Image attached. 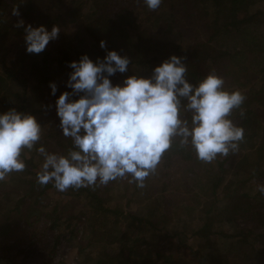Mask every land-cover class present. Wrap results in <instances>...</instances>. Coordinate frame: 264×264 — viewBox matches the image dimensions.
<instances>
[{
	"label": "trees",
	"instance_id": "trees-1",
	"mask_svg": "<svg viewBox=\"0 0 264 264\" xmlns=\"http://www.w3.org/2000/svg\"><path fill=\"white\" fill-rule=\"evenodd\" d=\"M211 1L163 0L152 11L142 0H0V112L15 107L33 114L42 126L36 146L42 145L46 151L64 154L72 147L71 139L64 137L58 127L54 101L61 91L69 90L64 84L70 71L67 63L84 53L95 59L114 49L131 60L129 71L123 75L137 71L136 75L143 76L150 75L152 67L170 54H176L185 57L190 82L195 84L214 71L224 78L225 88L238 89L245 96L241 105L243 118L239 109L231 116L244 129V140L235 154L218 157L217 168L207 170L198 165L202 161L189 147H180L174 140L143 188L122 179L106 186L59 192L50 183H36L42 157L36 146L24 150L21 158L25 169L18 176L0 181V249L5 252L0 257L18 247L20 237L40 238L46 232L56 240H73L76 229L84 232L87 239L76 248L78 256L70 264H188L174 251L169 255L163 252L165 243L171 244L172 238L179 247H188L184 239H179L180 234L186 241L208 244L214 237L221 246L209 251L210 260L195 250L194 263H264V195L235 189L227 195L220 192L211 197L209 208L197 210L203 211L204 219L193 220L190 212H196V206H183L181 198L177 202L170 200L167 193L179 182L174 171L181 166L190 176L199 178L205 173L204 183L212 193L213 188L222 186L227 169H231L233 178L228 182L233 187L245 185L252 177H264L259 165V160L264 159V8L239 18L237 6H232L235 0H227L231 12H227V4L219 5L213 13L214 24L210 25L204 11L210 8ZM13 7H18L19 17L11 14ZM191 7L203 11L210 28L209 37L194 52L181 49L179 42L167 38L184 26L180 25L183 21L179 16L188 17L186 8ZM20 18L34 27L43 24L48 30L55 24L61 31L43 52L29 54L25 51L23 28L15 27ZM160 32L165 40L157 37ZM101 39L106 41V49L99 48ZM229 41L236 43L225 48ZM111 79L118 83L121 74ZM50 81L57 84L56 96L49 94ZM46 105L52 107L45 108ZM44 194L50 197H43ZM218 200L224 203L221 210L215 205ZM230 208L234 215L226 219L222 228L214 214ZM170 220L176 226L167 229L165 225ZM247 248L252 249L247 262L235 259L247 256ZM233 251L237 254L232 257ZM225 258L232 260L223 263Z\"/></svg>",
	"mask_w": 264,
	"mask_h": 264
},
{
	"label": "clouds",
	"instance_id": "clouds-1",
	"mask_svg": "<svg viewBox=\"0 0 264 264\" xmlns=\"http://www.w3.org/2000/svg\"><path fill=\"white\" fill-rule=\"evenodd\" d=\"M142 2L154 11L163 0ZM11 14L19 17L18 7ZM15 27L23 28L29 54L43 52L61 31L55 24L48 30L22 18ZM99 48L106 49L105 40L99 41ZM184 61L185 57L170 54L148 76L123 75L131 60L114 49L95 59L84 53L69 61L64 82L69 90L56 96L57 84L50 81L48 87L49 94L56 96L58 127L71 139L72 147L61 154L36 146L42 136L41 123L33 114L10 107L0 112V181L25 169L21 153L34 146L42 157L36 183H50L59 192L122 179L143 188L174 140L204 163L235 154L244 129L231 116L239 109L243 118L245 96L238 89L225 88L224 78L214 71L195 84L190 82ZM117 73L121 79L113 83L111 77ZM256 191L264 195V183H257Z\"/></svg>",
	"mask_w": 264,
	"mask_h": 264
},
{
	"label": "rangeland",
	"instance_id": "rangeland-1",
	"mask_svg": "<svg viewBox=\"0 0 264 264\" xmlns=\"http://www.w3.org/2000/svg\"><path fill=\"white\" fill-rule=\"evenodd\" d=\"M239 1V3H238ZM251 1V2H250ZM227 0H212L210 3V8L204 11L205 16L208 19V23L211 25L213 23V13L217 9H219V5H226ZM228 5V4H227ZM233 7L237 6L236 16L241 18L243 15L247 14L248 12H257L259 9L263 10L264 8V0H235V2L232 5ZM230 8V10H229ZM231 12V4L229 2L227 12ZM186 12L188 14V17H184L183 14L179 16V20L183 21V24H180L183 26L180 30H177L180 34V36L172 32L168 35V39L170 41H175L180 43V47L183 50L188 51H196L201 48L200 43H204L207 38L210 35V28H208L207 19L205 18L203 11L195 8H186ZM185 13V12H184ZM258 18L260 17V14H257ZM262 18L264 19V13H261ZM261 18V19H262ZM214 24V23H213ZM212 24V25H213ZM65 33V31H64ZM158 38L165 40L166 37L162 36V33L160 32L157 36ZM236 43L235 41H229L227 44H225V48H229ZM234 49V48H230ZM133 74H138L136 71ZM221 158V157H220ZM218 159V158H217ZM217 159L214 160L211 163H204V162H197L198 165H203L207 170L212 169L215 170L217 168ZM259 165L261 166V169H264V159L261 158L259 160ZM27 166H31L30 163L27 164ZM177 168V167H176ZM229 171L228 174H226L222 186H218L217 188H213L212 190L214 193L211 192V188L208 189L206 187L204 180H205V173L202 174L199 178L195 175H187L185 172L184 167H178L175 171V175H179L178 179L179 182L171 187L169 193L170 200H176L179 201L178 198H181L182 205L184 206L187 203L193 204L196 206V212H190V216L195 218L204 219L201 214L204 211V209H207L210 207L211 204V197L213 195H219L220 192H222L223 195H227L232 192V190L237 191H250L251 194H254L256 192V184L257 183H264V177L263 178H250L247 183L244 185L242 183L237 184L236 187H233V185L229 184V180H231L233 177L230 176L231 169H227ZM171 172V169H170ZM20 173V172H19ZM262 174V173H261ZM18 173H11L6 178H11L14 176H18ZM182 175V181L180 182ZM233 176V175H232ZM227 177V178H226ZM209 180V179H208ZM228 182V183H227ZM9 183V182H8ZM209 186V184L207 183ZM210 187V186H209ZM18 191H22L17 189ZM256 194V193H255ZM52 196V195H51ZM43 197H50L48 194H44ZM104 198V197H103ZM184 198V199H183ZM216 200V199H214ZM104 201L106 202V198H104ZM47 202V201H45ZM216 208L221 210V208L224 207L223 201H216L215 203ZM199 207H202L203 211L200 213L197 212ZM199 213V214H197ZM234 211L230 208V210L217 212L214 214V219L218 221L219 225L224 228L225 227V221L229 217H233ZM187 219H183V221H186ZM166 228L170 229L171 226H176L174 224L173 220H170L166 223ZM183 227V226H181ZM27 230V227L26 229ZM209 230L206 229V232ZM25 233V232H24ZM73 240H67V238H60L59 240H56V238L53 237L51 233L44 232L43 235L40 236V238L34 236L33 239H29L28 237L26 239L21 237L19 238L18 247H15L14 249L10 250L7 254V256L0 257V264H39L46 262V264H70L74 263L73 259H76L78 256L75 254L76 248L78 246H83L86 242L87 236L83 233L76 232V229L74 230ZM28 235V233H26ZM17 236V234H16ZM179 239H184L185 243L187 244V248H181L178 246L175 239L172 238L171 244L165 243L164 247L165 250L163 252L166 255H169L171 251H174V253H177V256L180 258H184L187 260L188 264H197L194 263L195 259V253L196 250L198 255H202L207 257V260H210L208 256H210V250H213L214 248H220L218 247V244L216 243V239L214 237L210 238V243L208 244L207 241H201V240H187L183 237V234L181 236L178 235ZM2 237L0 236V245L2 244ZM18 239V236H17ZM10 242V241H8ZM190 248V249H189ZM247 256H244L242 258L237 257L235 259H239L240 262H247L251 256H252V249L249 250L247 248ZM193 251V252H192ZM5 253L0 249V254ZM237 254L235 251L232 253V257ZM10 258V259H8ZM217 260V259H216ZM229 262H231L232 259H227ZM226 258L223 259V263H225ZM208 262V261H207ZM164 264V263H162ZM264 264V263H263Z\"/></svg>",
	"mask_w": 264,
	"mask_h": 264
}]
</instances>
